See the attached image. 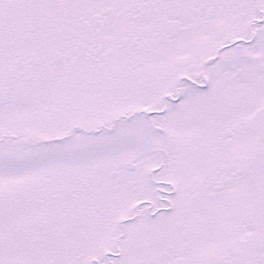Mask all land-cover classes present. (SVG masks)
I'll return each instance as SVG.
<instances>
[{
	"label": "snow or ice",
	"instance_id": "1",
	"mask_svg": "<svg viewBox=\"0 0 264 264\" xmlns=\"http://www.w3.org/2000/svg\"><path fill=\"white\" fill-rule=\"evenodd\" d=\"M0 264H264V0H0Z\"/></svg>",
	"mask_w": 264,
	"mask_h": 264
}]
</instances>
